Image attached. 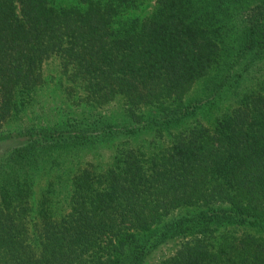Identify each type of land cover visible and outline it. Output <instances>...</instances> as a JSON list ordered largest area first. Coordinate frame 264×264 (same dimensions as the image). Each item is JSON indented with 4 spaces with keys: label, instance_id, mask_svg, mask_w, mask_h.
Wrapping results in <instances>:
<instances>
[{
    "label": "trees",
    "instance_id": "1",
    "mask_svg": "<svg viewBox=\"0 0 264 264\" xmlns=\"http://www.w3.org/2000/svg\"><path fill=\"white\" fill-rule=\"evenodd\" d=\"M0 264H264V0H0Z\"/></svg>",
    "mask_w": 264,
    "mask_h": 264
},
{
    "label": "rangeland",
    "instance_id": "2",
    "mask_svg": "<svg viewBox=\"0 0 264 264\" xmlns=\"http://www.w3.org/2000/svg\"><path fill=\"white\" fill-rule=\"evenodd\" d=\"M149 5H147L140 11L142 15H147L152 11L153 8H148ZM48 72L50 76H58L57 63L55 61H52L50 63ZM58 85L57 82L53 79L47 84V89H45L43 93L38 95L35 104L30 109V111L26 113L27 121L38 120L43 124H48L49 121L58 119V117L60 116L58 107L64 105L62 101L63 99L60 98V86L58 88ZM101 151V155L97 152H93L86 158H88V160H95L96 162L106 164L109 159L108 154L105 149H102ZM86 160L87 159H84V161Z\"/></svg>",
    "mask_w": 264,
    "mask_h": 264
}]
</instances>
